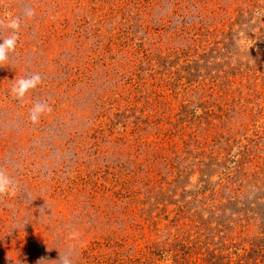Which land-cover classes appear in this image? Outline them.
Returning a JSON list of instances; mask_svg holds the SVG:
<instances>
[{
    "label": "rangeland",
    "instance_id": "1",
    "mask_svg": "<svg viewBox=\"0 0 264 264\" xmlns=\"http://www.w3.org/2000/svg\"><path fill=\"white\" fill-rule=\"evenodd\" d=\"M13 31L0 264H264V0H0Z\"/></svg>",
    "mask_w": 264,
    "mask_h": 264
},
{
    "label": "clouds",
    "instance_id": "2",
    "mask_svg": "<svg viewBox=\"0 0 264 264\" xmlns=\"http://www.w3.org/2000/svg\"><path fill=\"white\" fill-rule=\"evenodd\" d=\"M10 27L14 30L18 29V24L13 22ZM17 32L13 31L7 38L0 40V61H4L9 58L11 52L15 50L17 44ZM41 77L38 74H34L27 78H22L15 83L12 88V92L15 94L16 98H22L30 90L35 88L40 83ZM46 104L37 103L31 109L29 117L33 123L38 122L39 117L42 113L49 111ZM11 181L7 175L0 172V193H7L9 191Z\"/></svg>",
    "mask_w": 264,
    "mask_h": 264
}]
</instances>
